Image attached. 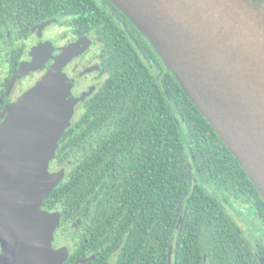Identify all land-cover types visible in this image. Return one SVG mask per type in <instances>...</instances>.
Returning a JSON list of instances; mask_svg holds the SVG:
<instances>
[{
  "label": "trees",
  "instance_id": "1",
  "mask_svg": "<svg viewBox=\"0 0 264 264\" xmlns=\"http://www.w3.org/2000/svg\"><path fill=\"white\" fill-rule=\"evenodd\" d=\"M51 18L67 19L73 37L92 34L104 76L50 163L68 169L42 209L58 212L56 233L72 228L77 240L62 264L87 256V264H104L115 251L113 264H167L169 249L170 264L264 261L234 216L243 205L264 225L259 192L146 37L109 0H0V55L14 69L18 41ZM63 83L65 98L64 75Z\"/></svg>",
  "mask_w": 264,
  "mask_h": 264
},
{
  "label": "water",
  "instance_id": "2",
  "mask_svg": "<svg viewBox=\"0 0 264 264\" xmlns=\"http://www.w3.org/2000/svg\"><path fill=\"white\" fill-rule=\"evenodd\" d=\"M109 1L146 37L264 202V0ZM80 51L63 48L0 114V264L66 257L50 245L58 216L42 203L65 174L48 167L77 101L64 98L62 71ZM31 56L13 80L44 68L37 51Z\"/></svg>",
  "mask_w": 264,
  "mask_h": 264
},
{
  "label": "flooded vegetation",
  "instance_id": "3",
  "mask_svg": "<svg viewBox=\"0 0 264 264\" xmlns=\"http://www.w3.org/2000/svg\"><path fill=\"white\" fill-rule=\"evenodd\" d=\"M53 19V20H51ZM47 21H44L40 24L35 25L27 38L23 39L21 42L18 41L17 48H22V53L20 55L19 61L13 69L12 62L5 58L4 55H0V96L3 99V107L0 108V114L3 110L8 107L11 103L16 101L26 90L32 87L40 77L48 70L50 65L54 62L55 57H57L63 48H85L82 53H79L77 57H73L66 65L65 69L63 68V75L65 77V81L70 84L68 88V93L66 95V99H76L77 94V79L74 76H69V70L72 66H80L82 69L79 70L80 73L85 74V76L93 75L96 77L92 81H87L86 85H83L84 90L81 91L84 97L83 101L79 105L78 108L75 109L76 112L82 109L83 103L87 100V98L92 95L102 83L104 76L100 72L99 60H98V48H100L99 43L93 38L91 33H87L82 36L73 37V33L71 32L69 26L65 25L67 19L60 18H51ZM51 20V21H50ZM50 21V22H48ZM12 47V46H10ZM9 47V48H10ZM37 51L39 59H42L45 62L44 68L38 71L28 72L26 75L18 78L17 80H13V76L15 72L18 70L19 66L25 62L32 59V51ZM37 49V50H36ZM11 60V59H10ZM75 64V65H74ZM72 73V72H71ZM97 79V80H96ZM88 84V85H87ZM93 85L95 88L93 92H88V88ZM91 89V88H90ZM4 90V92H3ZM3 92V96L1 93ZM76 106V104H75ZM74 111V112H75ZM6 114L0 116V122L4 119ZM49 162L48 171L53 172L57 171L63 167L53 168L51 167ZM248 211H250L247 207H245ZM49 213H57V211L53 210H45ZM235 213H237L235 211ZM251 213V212H250ZM253 218L256 220V225L251 227L255 230L256 239L249 234V229L247 230V234L245 236L249 239L253 248L256 252L264 251V225L261 221L257 219V217L251 213ZM237 215V214H236ZM80 224L79 219H77L76 223L72 224V227H77ZM54 235H56V227L53 231ZM64 237H53V244L55 246H67L68 253L77 245L76 237L74 233L68 232ZM70 235V236H68ZM56 239V240H55ZM170 252L171 259V250L169 249L168 254ZM118 252H114L112 257L115 258ZM88 262L91 261L93 256L85 257ZM168 260V258H167ZM260 264H264V261L259 259ZM80 261H77L75 264H79ZM87 262V263H88ZM171 262V261H170ZM86 263V264H87Z\"/></svg>",
  "mask_w": 264,
  "mask_h": 264
},
{
  "label": "rangeland",
  "instance_id": "4",
  "mask_svg": "<svg viewBox=\"0 0 264 264\" xmlns=\"http://www.w3.org/2000/svg\"><path fill=\"white\" fill-rule=\"evenodd\" d=\"M85 48H81V51L79 52V53H82L83 52V50H84ZM34 51H35V49H34ZM33 52V51H32ZM79 53L76 55V56H74V57H77L78 55H79ZM75 65V64H74ZM65 69V68H64ZM80 69H82L79 65L78 66H72V68L68 71L69 72V76H74L75 77V79H77V81H80V82H77V94H76V106H74V111H75V109L76 108H78L79 107V105L81 104V102L83 101V99H84V97H83V95H82V92L81 91H83L84 90V88H83V85H86V83H87V81H92V80H94L96 77H94L93 75H90V76H85V74H83V73H80L79 72V70ZM64 71V70H63ZM62 71V72H63ZM72 72V73H71ZM97 80V79H96ZM88 85V84H87ZM91 88V89H90ZM94 87H93V85H91L89 88H88V92H93L94 91ZM79 112H80V110H78V112H74L73 113V116H72V118H71V124L75 121V119H76V117L78 116V114H79ZM63 170H64V173L66 172V170L68 169V166H66V167H63L62 168ZM58 171V170H57ZM54 172V171H53ZM235 209L237 210V213H235V218H236V220H237V222L239 223V225L241 226V228H242V230H243V232L244 233H246L247 234V230L249 229V227H250V229H249V234L253 237V239H256V237H258V236H255V230L253 229V228H251V227H253V226H255L256 225V220L253 218V216H252V214L250 213V211H248L246 208H245V206H243V205H237L236 207H235ZM49 213V212H48ZM51 214H55V215H57V213H51ZM237 214V215H236ZM54 231V230H53ZM70 233H74V231H73V229L71 228V230H70ZM61 237V239H62V237H64L65 235H62V234H56V235H54V233L52 232V238L53 237ZM68 236H70V235H68ZM57 237H56V239H57ZM51 238V242H50V245H51V247H52V249L53 250H58V249H61L62 247L63 248H66V257H67V255H68V248H67V246H65V245H63V246H55L54 244H53V239ZM55 239V240H56ZM253 241V240H252ZM251 241V243H253ZM62 248V249H63ZM65 257V258H66ZM88 262V260L84 257L83 259H81L80 260V262H79V264H86ZM114 263V258H112L111 260H110V264H113Z\"/></svg>",
  "mask_w": 264,
  "mask_h": 264
}]
</instances>
